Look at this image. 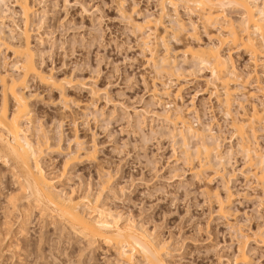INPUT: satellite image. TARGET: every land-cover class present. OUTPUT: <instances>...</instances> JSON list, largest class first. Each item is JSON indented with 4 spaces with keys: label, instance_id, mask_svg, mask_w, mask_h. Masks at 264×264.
Returning <instances> with one entry per match:
<instances>
[{
    "label": "rangeland",
    "instance_id": "1",
    "mask_svg": "<svg viewBox=\"0 0 264 264\" xmlns=\"http://www.w3.org/2000/svg\"><path fill=\"white\" fill-rule=\"evenodd\" d=\"M116 1L30 0L36 5L29 26L32 46L39 54L36 62L58 78L78 79L79 85L68 87L78 105H70L79 119V136L96 145L97 156L96 163L75 164L64 170L66 154L75 148L73 127L66 122L59 128L57 113L62 111L47 103L59 98V94L30 80L28 94L43 95V99L31 102V108L52 138L51 144L55 146L62 134V150L53 148L41 156L44 171L67 193L99 195L112 219L120 225L145 230L165 246L167 264H237L236 225L242 234L251 237L247 246L251 264H264V245L253 238L258 230L264 232L260 185L243 175L250 167L236 146L230 119L209 98L212 88L205 83L209 73L178 58L179 67L190 70L183 76L184 81L178 80L185 85L184 105H192L193 96L199 94L194 108L203 124L214 120L213 129L221 138L226 163L224 167L217 166L213 155L216 167H203L201 175L196 176L192 171L202 165V158L194 155L187 160L182 154L181 136L151 114L162 111L149 96L155 76L141 52L140 34L120 13ZM12 6V11H18ZM124 6L132 18L142 21L144 16L155 13L157 2L126 0ZM179 12L185 20L197 21V16H190L185 9ZM242 14L237 9L228 11L233 21H239ZM16 22L22 26L18 18ZM6 25L15 28L11 20ZM199 31L203 43L211 42L209 36L219 33L214 28L205 31L200 27ZM180 40L187 41L184 36ZM179 43L172 42L174 50L182 49ZM228 49L224 47L223 53ZM3 57H8L9 71H14L13 55L4 50ZM232 58L237 74L248 80L241 91L244 94L238 96L244 103L240 106L248 109L254 103L261 107L264 55L254 59L238 52ZM173 82L172 90L176 89V78ZM89 88L98 93L93 95ZM249 92L256 97H248L247 103L244 95ZM1 99L0 86V105ZM240 101L234 110L241 109L236 106ZM142 109L151 113L140 121L137 116ZM259 143L264 148V130L259 133ZM12 172L10 165L0 161V264H119L118 253L112 247L90 246L50 212L34 208ZM229 194L233 216L225 219L219 214V200L226 202Z\"/></svg>",
    "mask_w": 264,
    "mask_h": 264
},
{
    "label": "bare ground",
    "instance_id": "2",
    "mask_svg": "<svg viewBox=\"0 0 264 264\" xmlns=\"http://www.w3.org/2000/svg\"><path fill=\"white\" fill-rule=\"evenodd\" d=\"M117 1L120 13L141 36V52L155 76L149 96L162 108V111L156 110L153 113L143 109L142 112L138 111L137 113H143L138 114L139 120L151 113L165 122L173 134H179L184 157L187 160L194 155L197 159L202 158V165L192 171L194 175L200 176L203 167H224L226 163L222 141L213 129L214 120L203 124L199 111L194 108L195 96L199 94L196 92L193 96L190 103L192 105H184L185 85L181 81L190 70L179 67L178 58L181 56L185 64L194 63L209 73L210 76L205 81L206 87L212 88L209 98L215 100L221 111H224L225 118L230 119L232 135L237 140L236 146L245 154L250 167L243 175L255 179L260 185V201L264 208V148L259 143V133L264 130V91L261 90V107L254 103L249 104L251 107L248 109L240 106L243 102L238 96L244 94L241 91L247 87L248 80L237 74L232 60L233 55L238 52L247 53L254 59L260 54L264 55V0H156L155 13L144 16L142 21L132 18V14L124 6L126 0ZM11 5L18 8V11L14 8L12 11ZM35 7L30 0H0V161L12 167L14 179L16 177L20 189L27 193L26 198L34 202V208L50 212V215H54L74 231L76 236L87 240L90 246L101 244L112 247L118 253L119 264H167L165 246L151 238L145 230L130 224L120 225L118 220L112 219L111 212L100 202L99 195L94 196L89 192L79 196L67 193L59 189L55 180L44 171L41 156L46 150L61 149L62 134L59 133L57 144L52 145V138L32 111L31 102L43 99V95L36 92L28 94L30 80H36L48 90L59 94V98L49 99L47 103L62 111L57 113L59 128L66 122L73 127L72 140L75 148L67 152L64 170L75 164L96 163L97 156L96 145H90L79 136V119L70 105H78V101L71 98L68 90V87L79 85L78 79L69 76L58 78L52 71L45 72L36 62L39 54L32 46L29 29L32 17L36 14ZM180 8L185 9L190 16H197V21L191 18L185 20L179 12ZM133 9L134 12L136 8ZM232 9L243 12L239 21L229 18L228 11ZM17 18L22 26L17 24ZM7 20H11L15 28L7 26ZM200 27L205 31L214 28L219 33L208 35L211 42L203 43L199 37ZM181 36L187 41H181ZM175 41L181 42V50L173 49L172 42ZM227 46L229 49L224 54L223 49ZM2 49L13 55L15 72L9 71L8 57L2 58ZM147 52L149 57H146ZM173 78L178 83L174 90ZM89 90L93 95L98 93L94 89ZM246 94V102L248 97H256L251 92ZM239 101L241 103L237 105ZM235 103L237 107H241V111L233 109ZM213 155L217 160L216 165ZM108 182L109 179L106 178L104 183ZM231 197L229 194L226 202L219 200V214L225 216V219L233 216L228 206ZM234 227L238 237L235 262L251 264V257L247 253L251 237L242 234L238 225ZM253 238L259 239L258 244L264 245L262 230H258Z\"/></svg>",
    "mask_w": 264,
    "mask_h": 264
}]
</instances>
